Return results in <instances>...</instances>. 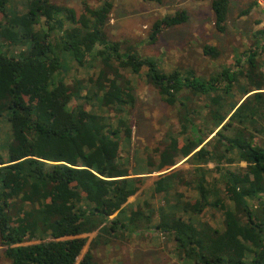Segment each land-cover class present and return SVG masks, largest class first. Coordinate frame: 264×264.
I'll list each match as a JSON object with an SVG mask.
<instances>
[{"label":"trees","instance_id":"obj_1","mask_svg":"<svg viewBox=\"0 0 264 264\" xmlns=\"http://www.w3.org/2000/svg\"><path fill=\"white\" fill-rule=\"evenodd\" d=\"M7 2L0 0L7 18L0 25V255L11 264H96L92 247L102 233L152 216L150 208L143 217L149 202L142 199L140 175L185 160L194 170L189 188H178V171L160 174L151 186L160 197L154 228L172 233L195 264H264V29L253 33L254 44L237 55L234 68L207 78L194 70L163 72L132 49L123 55L106 30L116 0L85 2L80 14L51 0H27L23 11L8 13ZM230 2L212 0L219 32L227 29ZM187 19L186 10L156 19L149 41ZM54 34L78 66L101 64L86 93L55 81L61 61ZM1 39L7 46L30 45L10 55ZM205 52L219 54L213 45ZM120 67L134 74L146 69L178 122L157 165L139 156L149 148L136 150L141 164L134 173L122 151L132 140L135 97ZM77 95L81 101L71 105ZM94 97L97 109H86ZM209 213L211 221L204 219Z\"/></svg>","mask_w":264,"mask_h":264},{"label":"rangeland","instance_id":"obj_2","mask_svg":"<svg viewBox=\"0 0 264 264\" xmlns=\"http://www.w3.org/2000/svg\"><path fill=\"white\" fill-rule=\"evenodd\" d=\"M27 0H8L6 8L8 13L21 12ZM58 5L73 7L77 14L83 11L85 2L91 6H97L99 0H51ZM255 0H231L227 14V29L219 32L215 28V17L212 10V0H162L160 3L148 0H116L114 9L108 18L106 30L113 41L121 43V52L127 54L130 49L139 52L143 56L153 58L161 71L169 73L175 69L185 73L194 70L202 77H211L226 67L236 66V57L243 54L254 44L253 33L264 29V13L255 4L248 14L242 11L249 8ZM178 10H186L188 19L177 26L170 27L162 32L156 43L149 41V34L154 21L166 14L176 13ZM7 18L0 15V25L6 24ZM39 27V23L35 28ZM55 45V54L61 61V68L55 75V81L66 80L77 91L82 86L83 94L87 86L91 85L90 79H96L102 69L99 62L93 66H78L70 53L59 45L57 34L52 36ZM2 49L10 55L19 54L22 49L30 45L7 46V41L1 39ZM215 46L219 54L217 56L207 54L205 47ZM264 70V54L260 60ZM103 66V65H102ZM122 78L129 80L133 86L135 101L129 110L131 126L133 129L132 140L125 145L122 155L130 157V173L133 168L141 164L140 157H147L153 164L159 162L160 152L167 147V134L178 125L175 117V108L166 103L158 89L148 80L146 69L139 74L120 67ZM77 96L72 104L80 102ZM85 101V100H84ZM84 107L90 110L98 107V101L94 97L85 101ZM114 115V111L111 112ZM9 122V121H8ZM6 119L2 121L1 128H9L10 123ZM2 134V131H1ZM124 137V133L121 134ZM149 148L139 158H134L138 149ZM179 162L167 170L143 174L144 183L141 186L142 199L148 200V208L142 206L143 217L151 214L149 220L138 217L136 225L129 224L127 228L118 229L112 234L102 233L99 243L92 247L96 264H195V259L186 256L172 233L160 232L154 228L153 219L157 217V209L160 205V197L152 186L155 179L162 173L178 171L180 181L178 188H189L188 182L194 174L190 163ZM214 167V164H209ZM207 167V166H205ZM153 168V166L149 167ZM191 170V171H190ZM209 177L213 173H208ZM217 175V174H216ZM130 198V201L134 200ZM130 215V211H127ZM209 217L211 219H209ZM211 221V213L204 217ZM98 231L89 234V238L96 239ZM89 248L86 246L85 251ZM0 264H11L10 260L0 255ZM198 264V263H197ZM202 264V263H201Z\"/></svg>","mask_w":264,"mask_h":264},{"label":"built area","instance_id":"obj_3","mask_svg":"<svg viewBox=\"0 0 264 264\" xmlns=\"http://www.w3.org/2000/svg\"><path fill=\"white\" fill-rule=\"evenodd\" d=\"M255 1H256V4L260 7V9L264 13V0H255Z\"/></svg>","mask_w":264,"mask_h":264}]
</instances>
